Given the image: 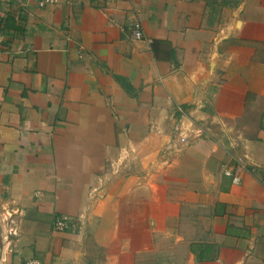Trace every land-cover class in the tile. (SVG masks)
Instances as JSON below:
<instances>
[{"label":"crops","instance_id":"crops-1","mask_svg":"<svg viewBox=\"0 0 264 264\" xmlns=\"http://www.w3.org/2000/svg\"><path fill=\"white\" fill-rule=\"evenodd\" d=\"M0 34L6 264H264V0H0Z\"/></svg>","mask_w":264,"mask_h":264},{"label":"built area","instance_id":"built-area-1","mask_svg":"<svg viewBox=\"0 0 264 264\" xmlns=\"http://www.w3.org/2000/svg\"><path fill=\"white\" fill-rule=\"evenodd\" d=\"M55 2H56V0H37V5H38V7L43 8V7H46L48 5L54 4ZM128 31L130 32V35L134 40H141L142 39V36H143L142 28H141V24L138 21L133 20L128 25ZM2 41H3V35L0 34V44L2 43ZM180 112L182 113L181 110H180ZM178 130L176 131V135L178 137L179 143H181L182 145H186L188 138H189V133L186 131L183 132V131H178ZM200 134H201L200 130H197V131L195 130V131L191 132L190 136L195 138V137L199 136ZM241 170H242V168L238 167L236 169V174H232V172L229 171L228 169H224L223 174L225 176L231 177L233 184H238L240 181L239 173ZM53 227L56 230L62 231V230L68 229V228L73 229L74 225L66 222L63 219H56L55 222L53 223ZM11 235L12 236L16 235V229L14 227H10L7 234H5V236H4V240L7 241V244L10 242L8 237H10ZM6 251H7V249H6ZM6 263H7L6 253L3 252L0 255V264H6ZM20 264H42V263L40 260L32 258V259L25 260Z\"/></svg>","mask_w":264,"mask_h":264},{"label":"rangeland","instance_id":"rangeland-1","mask_svg":"<svg viewBox=\"0 0 264 264\" xmlns=\"http://www.w3.org/2000/svg\"><path fill=\"white\" fill-rule=\"evenodd\" d=\"M0 213H2L3 216H4V215L6 214V211L3 210V209L1 208V209H0ZM7 216H8V215H5V218H6V219H5V222H7V219H8ZM3 219H4V217H3ZM5 231H6V230H5ZM7 232H8V231H6V232L4 233V235L7 234ZM4 235H3V237H4ZM11 237H12V236L8 237V239H9L10 241H11ZM6 244H7V241L3 240V243H2L1 238H0V250H2V248H3ZM10 247H11V244H10ZM9 250H10V248H9Z\"/></svg>","mask_w":264,"mask_h":264}]
</instances>
